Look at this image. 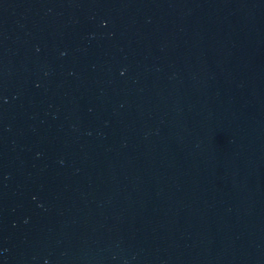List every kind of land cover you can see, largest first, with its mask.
Wrapping results in <instances>:
<instances>
[{
	"label": "water",
	"instance_id": "95a60500",
	"mask_svg": "<svg viewBox=\"0 0 264 264\" xmlns=\"http://www.w3.org/2000/svg\"><path fill=\"white\" fill-rule=\"evenodd\" d=\"M0 264H264V0H0Z\"/></svg>",
	"mask_w": 264,
	"mask_h": 264
}]
</instances>
